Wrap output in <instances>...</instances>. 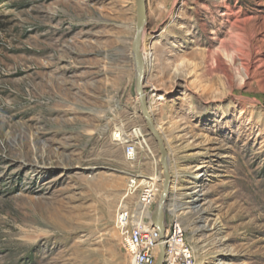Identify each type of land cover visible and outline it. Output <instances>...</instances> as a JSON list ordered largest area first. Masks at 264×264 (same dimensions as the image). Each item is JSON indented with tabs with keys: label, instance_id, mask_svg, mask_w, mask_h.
I'll return each instance as SVG.
<instances>
[{
	"label": "rangeland",
	"instance_id": "rangeland-1",
	"mask_svg": "<svg viewBox=\"0 0 264 264\" xmlns=\"http://www.w3.org/2000/svg\"><path fill=\"white\" fill-rule=\"evenodd\" d=\"M146 1L144 85L183 188L166 221L197 264H264V0ZM136 17V0H0V264H130L128 176L164 178ZM134 126L151 152L130 162L114 133Z\"/></svg>",
	"mask_w": 264,
	"mask_h": 264
},
{
	"label": "built area",
	"instance_id": "built-area-1",
	"mask_svg": "<svg viewBox=\"0 0 264 264\" xmlns=\"http://www.w3.org/2000/svg\"><path fill=\"white\" fill-rule=\"evenodd\" d=\"M142 127H120L114 141L124 147L128 161L137 162L141 150L151 152ZM161 193L160 184L149 176L131 173L115 215V227L130 264H157L160 234L153 226V212ZM168 212L170 213L169 209ZM171 214V213H170ZM164 264H197L186 228L177 220L166 221Z\"/></svg>",
	"mask_w": 264,
	"mask_h": 264
},
{
	"label": "water",
	"instance_id": "water-1",
	"mask_svg": "<svg viewBox=\"0 0 264 264\" xmlns=\"http://www.w3.org/2000/svg\"><path fill=\"white\" fill-rule=\"evenodd\" d=\"M136 30L132 43V53L136 69V90L140 102L141 115L144 117L148 132L155 138L161 153V165L163 167L164 178L163 188L153 212V226L158 229L160 234V252L157 264H164L165 260V233H166V214L167 205L171 195L172 173L168 157V149L165 139L158 128L155 118L150 110L148 96L145 90V68L146 61L141 48L144 25L147 19V1L136 0Z\"/></svg>",
	"mask_w": 264,
	"mask_h": 264
},
{
	"label": "bare ground",
	"instance_id": "bare-ground-1",
	"mask_svg": "<svg viewBox=\"0 0 264 264\" xmlns=\"http://www.w3.org/2000/svg\"><path fill=\"white\" fill-rule=\"evenodd\" d=\"M220 43H227V40H225V39H221L220 40ZM254 50V49H253ZM255 54H257V53H255ZM258 56L256 57L255 56V58H254V62H253V67H255V69H256V71H258L260 68H262V67H264V53H261V54H257ZM145 56H147V55H145ZM149 62V61H148ZM151 62V61H150ZM150 110H151V112L152 113H154V110H155V108H154V106H151L150 107ZM158 126V128L159 129H161V126L160 125H157ZM106 130V127H103L100 131H105ZM141 132L143 133V131H142V129H141ZM198 169V167L196 168V170ZM160 175V174H159ZM158 175V176H159ZM158 176H153V177H150L151 179H152V181H153V183H156V181H160L161 180V178L159 179V177ZM173 188V190H175V189H183L181 186L180 187H177L175 184H173L172 183V186H171V189ZM162 192V191H161ZM191 202V201H190ZM174 207L173 208H169V211L171 212V213H174V214H177V211H178V209H179V205H178V201H175L173 204H172ZM173 214V215H174ZM179 216V215H178ZM178 218V217H177ZM165 226H166V223H165Z\"/></svg>",
	"mask_w": 264,
	"mask_h": 264
}]
</instances>
